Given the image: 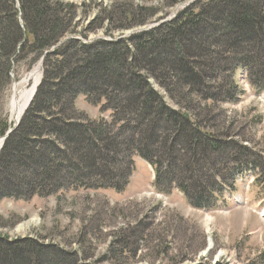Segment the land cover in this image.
Listing matches in <instances>:
<instances>
[{
	"label": "trees",
	"instance_id": "obj_1",
	"mask_svg": "<svg viewBox=\"0 0 264 264\" xmlns=\"http://www.w3.org/2000/svg\"><path fill=\"white\" fill-rule=\"evenodd\" d=\"M170 2L173 5L178 1ZM107 13V17L99 18L81 36L88 39L87 32H96L106 22L111 26L105 32L107 35L133 29L136 21L144 27L155 16V13L149 14L148 8L124 1ZM213 15L220 17L210 22ZM73 19L74 8L70 4L53 0H0V94L9 86L19 60H29V71L46 52L56 47L45 56L44 79L34 102L0 155L3 171L9 165L29 173L32 166L40 169L34 173V178L21 181L25 184L23 187L0 191V201L31 200L34 196L46 198L63 190L114 189L120 192L129 183L133 156L139 155L152 164L157 156H174L164 172L154 165L159 190L170 193L176 185L193 207L213 209L220 192L219 180L223 179L220 170L214 168L208 176L192 177L193 167H199L210 152H230L235 156L234 164L238 165L251 162L253 166L255 162L249 159L253 151L248 146L233 141L237 136L235 121L225 116L223 108L238 101L239 87L235 78L241 68L248 70L250 82L257 85L260 92L264 90V0H198L171 22L151 31L88 45L73 38L57 47L75 32ZM129 20L133 21L132 26L115 28L116 24ZM207 30L226 39L199 40V35ZM185 38L189 41L187 45ZM169 46H178L181 50L176 51V57L171 60L164 54L171 55L173 49L156 52ZM149 51L155 54L147 57ZM161 59L167 62L160 65ZM108 65L118 71L112 76H102L101 71ZM165 65L168 72L159 70ZM150 78L170 96L177 109L166 105L165 98L151 87ZM75 81L82 87L71 84ZM81 95L93 106L104 103L102 111H111L112 122L104 119L94 122L80 112L76 102ZM143 110L147 112L144 117L134 116ZM162 121L168 123V128L159 137L154 128ZM68 130L75 131L79 137L72 138ZM125 131L130 134L123 162L126 169L120 176L121 181L113 182L105 178L106 174L112 175L110 168L101 169L98 165L105 156L112 159L121 154L122 146L117 138ZM179 132L185 143H179V150L175 151L171 145L177 144L174 137ZM150 141L152 145L147 146ZM86 146L92 147L91 150L84 152ZM96 151L99 155H95ZM177 161L182 163L180 167ZM77 163L85 173L61 177L66 167L80 172ZM10 180L4 177L3 181L10 185ZM196 189L200 191L195 196ZM0 242L5 244L0 247V264L101 262H92L93 257L88 253L69 251L53 243L45 245L37 238H29L23 243L25 246L22 242L1 238ZM28 253L33 255L32 259Z\"/></svg>",
	"mask_w": 264,
	"mask_h": 264
},
{
	"label": "rangeland",
	"instance_id": "obj_2",
	"mask_svg": "<svg viewBox=\"0 0 264 264\" xmlns=\"http://www.w3.org/2000/svg\"><path fill=\"white\" fill-rule=\"evenodd\" d=\"M53 1L70 4L74 8L73 25L76 29L70 35L85 40L81 34H85V30L99 18L107 17V12H111L117 3L128 2L135 7L148 8L149 14L155 13V16L144 25L147 27L173 18L177 9L179 8L180 11L191 0H176L178 2L173 5L171 0ZM216 16L220 17V15H213L210 22H213ZM124 25L132 26L133 21L121 22L116 24L115 28H122ZM139 25L140 22L136 21L133 29L114 31L107 35L105 32L111 26L106 22L96 32H87L89 38L87 41L95 39L110 41L112 38H121L123 35L143 28ZM199 38L203 41H212L213 39L225 40L226 36L207 30L202 32ZM187 42L189 41L185 38L186 45ZM245 45L252 44L245 43ZM172 49L174 52L171 55L164 54L168 60H171L176 57V51L181 52L178 46L160 48L156 52H169ZM153 53L155 54V52H147V57H152ZM166 62L161 59L158 63L164 65ZM28 63L29 60H19L15 64L10 84L0 94V131L5 130L2 132L4 134L10 130V127L12 128V123L17 121L18 112L13 111L14 100L17 99L21 108L36 82H40L42 71L38 80L37 78L32 81L27 80L37 68H41L40 62H37L30 71H28ZM159 70L168 72L169 68L165 65ZM116 71L118 68L108 65V68L100 74L112 76ZM105 81L108 82V79ZM149 81L151 87L165 98L166 105L177 109L170 96L158 86L156 80L150 78ZM237 82L241 92L239 102L226 105L223 109H226L225 116L230 121H235L234 130L237 136L233 137V141L248 146L253 151L250 159L256 161L260 171L243 172L237 175L244 168L242 166L238 168L237 164H234L235 156L230 152L222 154L210 152L208 158L202 161L199 167H193L192 177L208 176L214 168L220 170L223 179L218 185L220 193L217 194L219 200L216 210L194 209L190 203L188 204L187 199L179 195L177 187H173L175 189L169 195L157 191L153 171L145 164L146 160L135 155L133 156V161H136L134 173L128 187L122 193L109 189L82 190L65 192L49 198L35 197L29 201L13 199L0 201V238L14 243L22 242V244L29 238L41 239L45 245L53 243L69 251L79 250L83 254L88 253L93 257L92 262L101 261L100 264H264V219L260 216L264 208L258 209L264 203V94H258L250 87L244 72L238 74ZM74 83L71 84L82 87L76 81ZM17 85H21L22 89L26 88V94L18 96L15 92ZM33 91L34 95L36 90ZM24 92L25 90L22 91ZM30 100L31 106L35 99ZM76 108L92 121L101 117L111 120L110 112L102 113L100 107L87 104L84 98L78 100ZM26 113L27 111L25 115ZM146 114L147 112L143 110L134 116L142 118ZM25 115L22 118L20 116L21 122ZM167 128L168 123L162 121L156 125L154 131L161 137L164 129ZM118 129L119 127L115 131L117 132ZM68 132L71 133L72 138L77 134L75 131L68 130ZM2 133H0V140L3 138ZM129 135V131L118 135L117 141H120L122 146L121 154L112 156V159L105 156V160L99 162L98 166L101 169L110 168L109 170L113 172L112 175L106 174L107 180L121 181L120 176L126 169L123 162L127 156ZM78 137L79 135L75 138ZM175 140L177 144L171 145V148L176 151L179 150V143H185V138L179 132L174 137ZM232 143V141L229 142L231 146ZM150 144L152 145L151 141L146 145L150 146ZM234 147L237 149V146L234 145ZM91 148L86 146L83 150L85 152ZM95 155H99V152L96 151ZM190 156L189 154L188 158ZM173 157L157 156L152 159V162L164 172L168 167L167 162L174 161L170 160ZM181 164L177 161L179 167ZM77 166L79 169L78 163ZM5 169V171L1 169L0 191L8 192L18 186L23 187L25 184L23 185L21 181L34 178L36 176L34 173L40 168L36 169L32 166L30 173L17 168L13 169L11 165ZM62 170V178L69 174L86 172L84 168H80L81 171L78 173L68 167ZM174 174L178 175V171ZM4 177L12 179L10 185H5ZM195 191L196 193L193 194L196 196L200 190ZM235 200H238L240 204H236ZM208 217L212 218V224L207 228ZM2 246L5 244L0 242V247ZM27 256L29 259L33 258L31 253ZM108 256L110 259H107ZM12 259L14 261L13 255Z\"/></svg>",
	"mask_w": 264,
	"mask_h": 264
},
{
	"label": "bare ground",
	"instance_id": "obj_3",
	"mask_svg": "<svg viewBox=\"0 0 264 264\" xmlns=\"http://www.w3.org/2000/svg\"><path fill=\"white\" fill-rule=\"evenodd\" d=\"M168 4V3H167ZM222 30V29H221ZM41 74V68H37L36 69V71L27 79L28 81H32V80H34L35 78H37L36 80H38V78H39V75ZM131 77V76H130ZM39 85V82H36V84L34 85V89L33 90H36V88H37V86ZM20 86L21 85H17L16 86V88H15V92L17 93V95L18 96H23L24 94H26V88L24 89H22V87L20 88ZM23 90H25V92L24 93H22V91ZM33 90H31L30 92H29V94H28V98H27V100H26V102H25V104L21 107V108H19V103H18V101H17V99H15L14 100V103H13V111H14V113H17L18 112V114L16 115V117H17V121L15 122V123H17L18 121H19V119H20V116L22 115V113L25 111V108L27 107V105H28V103H29V101H30V99L31 98H33L32 96H34L33 95ZM121 128V127H120ZM2 144H3V141H2V139L0 140V149H1V147H2ZM212 218H209L208 217V219H207V221H206V226H207V228L208 227H210V225L212 224V220H211ZM106 241V240H105Z\"/></svg>",
	"mask_w": 264,
	"mask_h": 264
},
{
	"label": "water",
	"instance_id": "obj_4",
	"mask_svg": "<svg viewBox=\"0 0 264 264\" xmlns=\"http://www.w3.org/2000/svg\"><path fill=\"white\" fill-rule=\"evenodd\" d=\"M157 26H158V25H154V26H151V27H149V28H155V27H157ZM11 132H12V131H11ZM11 132H10V133H11ZM10 133H9V134H10ZM7 138H8V137H7Z\"/></svg>",
	"mask_w": 264,
	"mask_h": 264
}]
</instances>
